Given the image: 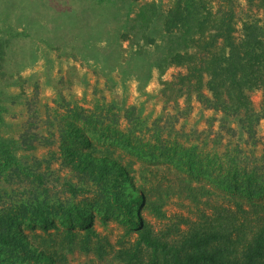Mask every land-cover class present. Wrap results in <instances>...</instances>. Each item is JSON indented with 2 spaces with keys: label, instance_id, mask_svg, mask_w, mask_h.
Listing matches in <instances>:
<instances>
[{
  "label": "rangeland",
  "instance_id": "374dc122",
  "mask_svg": "<svg viewBox=\"0 0 264 264\" xmlns=\"http://www.w3.org/2000/svg\"><path fill=\"white\" fill-rule=\"evenodd\" d=\"M66 3L0 0V29L21 33L11 43L4 68L13 84L0 83L4 109L0 136L18 140L27 132L32 138L30 148L16 153L19 166L0 179V209L15 208L25 232L64 253L67 264H130L119 252L134 247L139 232L114 219L112 196L78 176L66 162L60 142L63 123L80 125L98 150L111 153L126 167L134 187L143 186L140 215L145 226L161 237L178 216L194 219L198 211L229 198L204 176L176 166L187 155L208 167L236 162L264 171V96L261 90L249 91V115L226 116L213 106L205 88L201 94L185 89L176 101L162 96V82L187 74L184 67L170 66L160 72L133 62L127 72L109 69L103 63L107 55L94 52L90 56L78 50V45L91 47L92 42L85 38L81 44L84 33L76 26L78 35L71 42L62 43L61 49L51 48L42 33L46 30L56 37L54 24ZM131 3L129 15L152 3H158L165 14L172 0ZM212 6L220 14L230 13L239 30L245 23L264 25V8L256 1L212 0ZM21 8L30 16L23 17ZM161 35L155 36V43ZM109 40L97 44L107 48ZM151 43L135 40L124 42L123 47L128 52L140 46L155 52ZM75 113L86 115L90 122L83 124ZM124 138L152 155L141 158L127 152L121 142ZM42 205L54 223L46 229L31 226L26 210ZM75 207L89 215V224L64 227L57 217Z\"/></svg>",
  "mask_w": 264,
  "mask_h": 264
},
{
  "label": "trees",
  "instance_id": "16d2710c",
  "mask_svg": "<svg viewBox=\"0 0 264 264\" xmlns=\"http://www.w3.org/2000/svg\"><path fill=\"white\" fill-rule=\"evenodd\" d=\"M66 1L60 20L56 19L54 24L56 37L46 30L42 33L49 38L44 40L51 48L61 49L64 43L71 42L78 35L76 26L84 33L79 40L81 44L85 38L92 42L91 47L78 45V50L90 56L94 52L107 55L103 63L107 62L109 69L118 67L121 72H127L133 62L140 63L141 68L147 66V70L155 67L160 72L170 66L184 67L187 74L178 75L176 81L162 82V96L167 101H176L184 96L185 89L201 94L205 88L211 94L213 106L226 116L249 115V91L258 89L264 96L263 24L245 23L239 30L233 16L220 14L212 6V0H172L165 14L158 3L145 4L133 15H129L131 0ZM250 1L264 8V0ZM21 12L25 18L30 16L28 11H25L27 15L23 14L24 8ZM63 30L65 33H60ZM160 32L163 33L160 42L155 43ZM20 37L21 33L0 29V83L13 84L4 68L12 41ZM106 39H110L107 48L98 45ZM135 40H150L155 52L141 46L128 52L123 47L124 42ZM1 95L0 91V101ZM3 111L0 105V123ZM75 116L83 124L90 122L82 113ZM31 139L27 132L18 140L0 136V179L11 176L19 166L16 153L30 148ZM60 142L71 169L112 196V217L139 232L138 243L119 252L126 263L264 264V202L254 201L264 200L261 169L236 162L208 167L195 161L193 154L187 155L176 166L204 176L229 198L224 204L198 211L194 219L178 216L159 237L145 226L140 215L139 206L145 195L143 186L134 187L118 158L98 150L92 137L73 121L63 123ZM121 142L135 156L152 155L128 139ZM26 210L31 226L46 229L54 225L43 205ZM15 211V208L0 209V264H67L64 253L50 249L39 237L25 232L23 221ZM57 218L67 228L77 224L86 226L90 221L80 207L66 210Z\"/></svg>",
  "mask_w": 264,
  "mask_h": 264
}]
</instances>
